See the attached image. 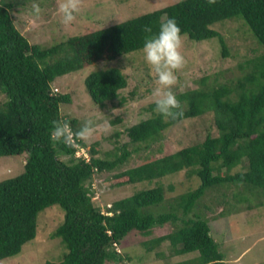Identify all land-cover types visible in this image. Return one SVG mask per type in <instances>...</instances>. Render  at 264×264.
I'll return each mask as SVG.
<instances>
[{
	"label": "trees",
	"instance_id": "1",
	"mask_svg": "<svg viewBox=\"0 0 264 264\" xmlns=\"http://www.w3.org/2000/svg\"><path fill=\"white\" fill-rule=\"evenodd\" d=\"M12 6L0 0V156L27 153L28 157L23 173L0 181V260L20 253L37 235L39 214L59 204L64 221L53 237L63 240L66 252L58 261L44 264H131L132 256L124 257L115 244L120 246L131 231L149 235L155 226L167 223L174 225L173 230L143 241L146 250L168 241L176 254L199 253L195 262L191 258L181 264H226L210 219L198 205L216 187L245 184L264 191V53L246 61L248 71L235 84L202 82L182 92L184 116L180 119L164 121L151 103V116L127 128L129 143L150 145L168 127L207 112H213L218 133L209 132L201 142L115 174V179H121L115 184L150 181L156 185L115 200L106 211L96 202L93 178L121 167L133 151L129 143H123L120 155L103 158L95 143L87 159L76 155L77 144L86 145L83 140L74 139L71 146L53 145L52 120H68L73 130L80 127L78 119L61 112V104L72 101L71 94L55 91L53 83L59 76L143 49L149 35L145 27L156 33L172 17L182 34L198 41L220 36L213 28L217 22L241 17L264 46V0H217L211 6L207 0H180L49 47L32 43L17 28ZM221 40L226 55L227 45ZM85 84L99 106L116 99L120 104L126 101L120 91L128 86V77L121 67L94 70ZM238 166L244 169L232 172ZM182 170L197 175L201 183L166 202L161 179ZM164 202L169 205L166 210L155 212Z\"/></svg>",
	"mask_w": 264,
	"mask_h": 264
},
{
	"label": "rangeland",
	"instance_id": "2",
	"mask_svg": "<svg viewBox=\"0 0 264 264\" xmlns=\"http://www.w3.org/2000/svg\"><path fill=\"white\" fill-rule=\"evenodd\" d=\"M6 1L13 4L11 14L17 28L32 43L49 47L69 36L100 30L135 14L153 11L180 0H83L76 20L68 26L60 22L57 0ZM34 4L42 9L40 15L34 12ZM213 28L218 30L220 36L198 41L183 34L182 51L187 65L177 73L178 83L173 88L178 99L182 92L198 88L202 82L212 86L235 84L248 71L246 61L264 53V46L241 17L219 21ZM221 38L227 45L226 55L223 54ZM113 66L121 67L128 77V86L120 91L126 101L120 104L119 99H116L105 106H99L92 100L85 78L94 70ZM53 86L55 91L70 93L72 96L70 103L61 104L63 116L78 119L80 126L88 118L93 119L97 125L93 137L84 141L86 145L83 147L88 154V150L96 143L98 156L116 158L122 153V144L130 142L127 128L152 114L149 105L153 103L152 91L155 84L144 61L142 49L59 76ZM117 118L120 119L116 121ZM209 132L214 135L218 133L213 112L188 118L168 127L162 138L150 145L129 143V149L133 153L126 163L113 171L100 172L94 176L92 183L96 202L106 211L115 200L155 186L156 183H148L150 181L115 184L121 179H115L114 175L147 160L201 142ZM27 157V153L0 156V181L23 173ZM62 158L68 159L66 156ZM243 169L244 166H238L232 172ZM161 183L166 189L167 202L197 188L201 180L197 175L190 176L186 170H182L168 174L161 179ZM167 205L164 202L154 210L164 211ZM206 205L212 210L206 209ZM198 206L199 211L210 219L212 234L226 256V264H264V191L261 187L245 184L230 189L216 187L200 200ZM63 221L64 210L59 204L44 209L38 216L36 237L24 244L20 253L0 260V264H44L47 260L61 259L66 246L60 237H53V233ZM173 228L172 223H167L155 226L149 235L131 231L118 248L124 257L126 254L132 256L131 264H181V261L191 258L195 262L198 252L176 254L168 241L158 244L155 250H146L144 247L143 241L167 234ZM158 251H162V254H157Z\"/></svg>",
	"mask_w": 264,
	"mask_h": 264
},
{
	"label": "clouds",
	"instance_id": "3",
	"mask_svg": "<svg viewBox=\"0 0 264 264\" xmlns=\"http://www.w3.org/2000/svg\"><path fill=\"white\" fill-rule=\"evenodd\" d=\"M207 2L211 6L215 5L217 0ZM82 5L83 0H57L60 22L65 26L71 25L80 13ZM33 10L37 15L42 12L38 4L33 5ZM144 30L149 35L145 38L142 51L155 84L152 91L154 111L164 121L180 119L184 116L183 106L173 88L178 83L177 73L187 65L182 51L184 47L182 29L176 18L172 17L162 22L156 33H153L151 27H145ZM51 125L50 140L53 145L71 146L74 139L88 141L97 129L91 118L84 120L76 130H73L70 122L64 119L52 120Z\"/></svg>",
	"mask_w": 264,
	"mask_h": 264
},
{
	"label": "built area",
	"instance_id": "4",
	"mask_svg": "<svg viewBox=\"0 0 264 264\" xmlns=\"http://www.w3.org/2000/svg\"><path fill=\"white\" fill-rule=\"evenodd\" d=\"M74 141V140H73ZM77 151H76V155H78V156H84V157H86L87 159H89L90 158V155L85 151V148L83 147V146H80V145H78L77 144ZM116 245V247L118 248V245L117 244H115Z\"/></svg>",
	"mask_w": 264,
	"mask_h": 264
}]
</instances>
